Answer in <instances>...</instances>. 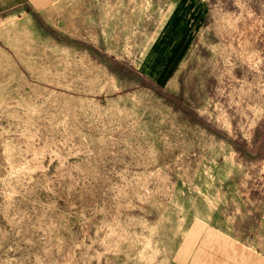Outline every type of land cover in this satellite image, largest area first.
<instances>
[{
    "label": "rangeland",
    "instance_id": "rangeland-1",
    "mask_svg": "<svg viewBox=\"0 0 264 264\" xmlns=\"http://www.w3.org/2000/svg\"><path fill=\"white\" fill-rule=\"evenodd\" d=\"M0 264H264V0L0 15Z\"/></svg>",
    "mask_w": 264,
    "mask_h": 264
},
{
    "label": "crops",
    "instance_id": "crops-1",
    "mask_svg": "<svg viewBox=\"0 0 264 264\" xmlns=\"http://www.w3.org/2000/svg\"><path fill=\"white\" fill-rule=\"evenodd\" d=\"M51 4L52 0H0V15L22 9L41 14Z\"/></svg>",
    "mask_w": 264,
    "mask_h": 264
}]
</instances>
